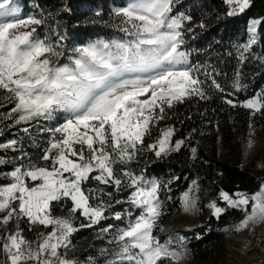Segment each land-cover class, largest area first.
Returning a JSON list of instances; mask_svg holds the SVG:
<instances>
[{
  "label": "snow or ice",
  "instance_id": "1",
  "mask_svg": "<svg viewBox=\"0 0 264 264\" xmlns=\"http://www.w3.org/2000/svg\"><path fill=\"white\" fill-rule=\"evenodd\" d=\"M224 2L229 6L228 16L244 13L250 6V0ZM173 7L174 0H130L126 7L114 10L121 18L119 31L128 39L98 40L75 48L74 55L68 57L70 62L60 64L64 53L59 46L34 36L32 25L42 21L18 18L19 8L12 0L0 2V93L13 104L7 118L15 125H27L51 122L63 114L61 123L42 129L50 136L38 161L22 153L15 159L24 163L0 173L9 181L0 185L3 264H75L67 258L71 236L107 219L104 213L110 207L102 196L112 193L85 188L90 179L117 191L122 183L133 188L128 203L141 209L136 216L127 214L126 227L110 241L118 246L110 264H159L162 260L175 264L180 259V253L153 235L161 215L158 182L131 170L116 169V165L131 163L150 126L164 118L166 107L192 96L207 98L203 82L194 75L198 69L188 66V53L181 50L182 29L192 18L183 13L173 15ZM260 23L253 20L249 32L254 34ZM255 42L253 36L249 45ZM213 85L224 92L214 79ZM234 86L238 89L239 82ZM225 103L236 106L231 99ZM241 106L261 111L264 97L249 99ZM21 130L29 133L28 127ZM172 135L173 129L168 128L148 147L157 157L166 154ZM17 143L15 139L0 143V149L16 151ZM183 143L175 142L173 150L178 151ZM10 162L0 157V166ZM236 197L221 193L228 207L246 213L235 226L236 232L264 222V186L254 194L237 193ZM60 201L71 202L66 216L52 214L53 202ZM184 201L186 211L194 206L187 194ZM210 207L217 218L225 211L215 203ZM76 213L87 223L77 227ZM114 218L121 220L122 216L116 213ZM13 221L15 227L8 228ZM20 221L27 223L29 230L33 226L50 230L38 231L36 240L31 241L24 237Z\"/></svg>",
  "mask_w": 264,
  "mask_h": 264
},
{
  "label": "trees",
  "instance_id": "2",
  "mask_svg": "<svg viewBox=\"0 0 264 264\" xmlns=\"http://www.w3.org/2000/svg\"><path fill=\"white\" fill-rule=\"evenodd\" d=\"M22 2L25 12H33L42 19L39 13L42 11L45 16V24L35 27L34 36L41 40L66 36L67 51L96 40L125 38V34L119 31L121 18L115 15L114 10L124 6L127 0ZM228 11L229 6L224 0H174L172 14L183 13L192 18L191 22L185 21L182 29L184 43L181 50L188 53V66L198 69L194 75L203 82L201 86L207 98L192 96L183 102H174L172 108L166 107L164 118L150 126V133L144 136L143 145L139 146L141 150L135 153L131 163L116 165V169L131 170L137 175L142 174L146 180L159 182L160 225L180 213L182 196L193 180H198L202 193L208 196L215 197L226 192L233 198L237 193L254 194L264 183L258 172L222 160L216 152V145L229 144L235 132L247 128L261 132L259 128L264 123V108L250 117L241 106L249 99L264 97V0H251L244 13L228 16ZM253 20L262 21L258 29L259 41L241 56V46L248 41V26ZM213 79L224 92L214 87ZM237 81L238 89L234 86ZM226 99L233 100L236 106L225 103ZM4 111H10V108ZM13 124L14 121L10 120L1 125L0 143L15 139L23 143L33 161H38L50 134L43 133L34 142L28 137L22 138V125ZM51 124L44 123L43 128ZM168 128L173 129L174 142L183 140L184 143L178 151L157 157L148 146L156 143ZM193 148L196 149L195 153L192 152ZM16 154L0 149V157L12 161L0 166V173L9 172L15 164L25 162L15 161ZM123 179L126 183V178ZM7 183L9 181L0 176V185ZM84 187L103 189L112 195L102 196L104 202L110 205L104 213L108 218L93 227L80 228L71 236L75 264H110L115 258L107 255L110 252L108 238L126 227L129 212L136 216L141 209L128 203L134 189L125 187L124 183L119 191L92 179ZM221 206L225 211L219 218L206 211L199 226L181 233L186 239L188 255L193 264H219L224 232L232 230L234 223L244 214L225 203H221ZM70 207V201L53 202L52 214L66 216ZM116 213L121 214V220L114 218ZM20 223L26 239L33 238V234L43 228L35 226L31 231L27 223ZM81 223L87 221L76 213L75 225L79 227ZM109 225L112 226L109 231H102ZM158 229L153 231L156 237L160 234Z\"/></svg>",
  "mask_w": 264,
  "mask_h": 264
},
{
  "label": "rangeland",
  "instance_id": "3",
  "mask_svg": "<svg viewBox=\"0 0 264 264\" xmlns=\"http://www.w3.org/2000/svg\"><path fill=\"white\" fill-rule=\"evenodd\" d=\"M0 2H7V0H0ZM129 2L130 0H127L124 6H120L115 9L126 7ZM12 3L19 8L18 18L27 19L29 17H34L36 19H39L33 12H25V7L22 0H12ZM39 13H41L42 15V19H40L42 23L40 25H44L45 16L43 15L42 11H40ZM251 22L248 26V41L241 46L242 49L241 56H244L245 52L247 50H250L252 46H254L259 41V33H258L259 24L256 26V31L253 34L249 32V27L251 26ZM36 26L38 25H32V27H36ZM253 36L256 42L254 44L249 45V41ZM62 37H63L62 40L59 38L53 39L51 37H46V39L43 40L45 41V43L51 44L53 46H59L58 50L64 53V55L59 58V63L65 64L70 62L68 60V57L74 55V52L67 51L68 48L67 45L65 44V42L67 41V37L66 36H62ZM124 39H128V37L125 36ZM117 40H122V39H117ZM79 47H83V46H79ZM66 51L69 54H67ZM8 107L10 108L11 111L13 104L8 103L4 99V95L0 93V128L3 123H6V121H10V120L13 121L12 119L7 118L10 111H4V109ZM244 111L248 113L250 117L253 116L255 113L259 112V111L254 112L253 110L247 108H244ZM62 116L63 114L59 115L56 120L50 122L53 124L47 125L46 127H53L58 125V123H61ZM44 123H48V122L41 121L39 123H30L27 125L21 124L23 127L29 128V133H25L22 131V138L28 137L30 140L36 142V139L41 138V135L43 133H48L46 131H42ZM259 129H261V132H257V130H253L250 128L235 132L232 141L229 144L216 145V152L218 153V157L220 159L226 160L231 164L238 165L247 168L249 170L258 172L259 175H261V177H263L264 179V123ZM47 141L48 139H46V144L44 145V147L47 146ZM170 141L171 144L167 153L173 151L174 149L175 142L172 140V136L170 138ZM250 141L252 144L251 147H249ZM22 144L17 143V145L15 146L17 149L16 151H13L11 149H7V151L10 150L17 153L16 157H19L22 153H26L25 147ZM15 161L18 160L15 159ZM262 186H264V183L262 184ZM221 193H219L215 197L208 196L207 193H202L198 180H193L189 183L188 189L182 196L180 213L176 214L172 218H169L162 225H160V220L158 219L157 224L153 229V231L155 229H158V226L160 225V228L158 229L160 234H158L157 238L160 240L162 244H167L170 250L177 251L178 253H180V259L176 261L175 264H193L188 255L186 239L181 233L182 231H189L199 226L200 219L204 214L207 213L206 211L214 215V209L210 207L211 204L215 203L216 206L220 208H223V206H221V203H225L227 205V203L221 198ZM185 194H187L189 196V199L194 203V206L187 211L185 210L184 207ZM236 198L237 197H234L233 199ZM248 210L249 211L251 210V204L248 206ZM245 216L246 213L244 212L243 216L234 223L232 230L224 232L225 240L221 247L219 264H264V222L250 224L247 229L241 232H236L235 226L239 224L245 218ZM19 225L20 228L22 229L21 227L22 225L20 222ZM14 227H15V221H13L8 225V228H14ZM34 227L35 226H33L31 231L34 230ZM49 230L50 229L42 228L41 231H49ZM2 233H3V229H0V234ZM37 234L38 232L34 233L33 238L28 240L35 241L37 238ZM117 234L118 232L112 235V237L108 238L109 243L107 245L110 252L107 255L111 256L112 258H114L112 254L115 251H118V246L115 243H110V241H113ZM181 237H183V239H181ZM61 251L63 252L64 250L61 249ZM74 253H75V249L70 245L69 249L67 250V258L69 260L75 261ZM5 259H6V254L3 253L2 248H0V264H3V261ZM159 264H174V262L171 260H162L159 262Z\"/></svg>",
  "mask_w": 264,
  "mask_h": 264
},
{
  "label": "water",
  "instance_id": "4",
  "mask_svg": "<svg viewBox=\"0 0 264 264\" xmlns=\"http://www.w3.org/2000/svg\"><path fill=\"white\" fill-rule=\"evenodd\" d=\"M258 29H259V25H258Z\"/></svg>",
  "mask_w": 264,
  "mask_h": 264
}]
</instances>
